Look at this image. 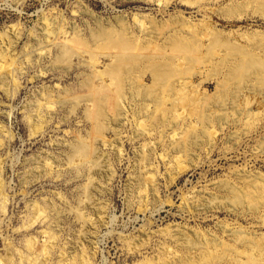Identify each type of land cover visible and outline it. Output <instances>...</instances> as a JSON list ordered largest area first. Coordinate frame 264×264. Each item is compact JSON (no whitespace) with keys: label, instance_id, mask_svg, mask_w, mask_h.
I'll use <instances>...</instances> for the list:
<instances>
[{"label":"rangeland","instance_id":"374dc122","mask_svg":"<svg viewBox=\"0 0 264 264\" xmlns=\"http://www.w3.org/2000/svg\"><path fill=\"white\" fill-rule=\"evenodd\" d=\"M152 26L163 28L145 31ZM196 29L211 40L195 67L182 57L179 73H191L178 78L191 80L183 87L200 95V109L165 115L154 101L161 91L151 96L161 85L152 72ZM214 36L219 60L207 56ZM73 42L87 54L67 50ZM257 42L264 45V0H0V264L264 263V86L254 72L232 79L244 58L230 51L245 48L264 64ZM120 45L144 54L151 45L153 60L138 62L125 96L114 98L109 74ZM97 89L111 91L99 124Z\"/></svg>","mask_w":264,"mask_h":264},{"label":"bare ground","instance_id":"6f19581e","mask_svg":"<svg viewBox=\"0 0 264 264\" xmlns=\"http://www.w3.org/2000/svg\"><path fill=\"white\" fill-rule=\"evenodd\" d=\"M150 1V0H149ZM158 1V0H157ZM165 1V0H164ZM151 2H152V0H151ZM172 2V1H171ZM161 4H162V2H160ZM166 4H168V2L166 3ZM167 6V5H166ZM168 8V7H167ZM136 18V17H135ZM138 18V17H137ZM124 19V18H123ZM122 18L120 19L121 21L123 20ZM139 19V18H138ZM146 19V18H145ZM137 20V19H136ZM125 21V20H124ZM124 21L123 22H120V23H124ZM133 21H134V19H133ZM117 22V21H116ZM119 22V21H118ZM117 22V23H118ZM137 22V21H136ZM138 22H140V20L138 21ZM150 22V21H149ZM148 22V23H149ZM151 22H152V20H151ZM126 23V22H125ZM134 23H135V21H134ZM153 23V22H152ZM151 23V24H152ZM179 23H181V22H179ZM136 24V23H135ZM140 24V23H139ZM145 24V23H144ZM46 25H48V24H46ZM123 25V24H122ZM121 25V26H122ZM125 25V24H124ZM124 25L122 26L123 28H121V29H125L124 28ZM152 25H154V23L152 24ZM170 25V24H169ZM173 25V24H172ZM176 25V24H175ZM112 26V25H111ZM139 26H141L142 28H143V24L142 25H138V28H139ZM156 26V25H155ZM164 26V25H163ZM171 26V25H170ZM178 26V25H177ZM181 26V25H180ZM46 27H48L49 28V26H46ZM113 27V26H112ZM119 27V26H118ZM146 27V26H145ZM162 27V26H161ZM161 27H159V28H156V29H160ZM165 27V26H164ZM166 27H167V25H166ZM165 27V28H166ZM179 27V26H178ZM178 27L177 28H175V29H178ZM199 27V26H198ZM200 27H202L201 25H200ZM199 27V28H200ZM203 27H205V26H203ZM149 28V27H148ZM142 29V31L143 30H145V31H147V30H152V33L154 32V33H156L157 31H156V29L154 28L153 29V26H152V28L151 29ZM163 28V27H162ZM168 28H169V30H167V31H170L171 32V30H170V28L171 27H169L168 26ZM174 28V27H173ZM173 28H171L172 29V31L173 30H175V29H173ZM188 28V27H187ZM198 28V29H199ZM207 28V27H206ZM206 28H203V29H206ZM140 29V28H139ZM191 28H189V30H190ZM203 29H202V31H203ZM102 30V29H101ZM104 30H106V29H104ZM125 30H127V29H125ZM124 30V31H125ZM138 30V29H137ZM137 30H134V31H137ZM155 30V31H154ZM185 30H187L186 28H185ZM189 30H187V32L189 31ZM208 30V29H207ZM103 31V30H102ZM101 31V32H102ZM120 31V30H119ZM128 31H129V29H128ZM128 31L126 32V33H124L125 35L128 33ZM141 31V32H142ZM144 31V32H145ZM159 31V30H158ZM161 31H162V29H161ZM159 32V33H162V32ZM165 31V30H164ZM164 31H163V35L165 34H167V33H164ZM166 31V32H167ZM175 31H177V30H175ZM194 31H196V33H197V29L196 30H193V32ZM101 32L99 33L101 36H103L102 34H101ZM109 32V31H108ZM108 32H107V34H108ZM118 32V31H117ZM149 32H151V31H149ZM149 32H147L148 34H149ZM178 32V31H177ZM180 32H181V30H180ZM185 32V31H184ZM190 33H192V30H190L189 31ZM206 32V31H205ZM210 32V30H208V33ZM105 33H106V31H105ZM110 33V32H109ZM112 33V32H111ZM110 33V37H112L111 34ZM139 33V32H138ZM146 33V32H145ZM146 33V34H147ZM151 33V34H152ZM189 33V34H190ZM200 34V35H197V34ZM197 34H195V32H194V34H192L190 37H189V35L187 34V36L189 37H185L184 38V40H178V41H175V42H173V48H174V51H173V54L175 53V55H174V57L173 58H175L174 60H173V62H171L170 63V61L169 62H166L165 60V58H163L164 59V61L166 62V63H168V64H166L165 62V64L164 65H166L165 67H162L161 65V67H158L159 66V64L157 65V67H154L155 68V73H154V71L152 72L153 74H155L156 75V78H153V80L154 79H157V80H159L158 82H161V83H159V84H161L160 85V87H159V85L158 84H156L157 85V88H156V86H153L152 87V89L153 88H155L157 91H155L154 89L152 90V91H154L153 92V94H151V96L152 95H154L155 94V92L156 93H158L159 91H161L160 92V94H158V95H160L159 97L158 96H156V95H154L155 96V99H154V101H155V103L156 104H158L161 108H162V110H160V112H162L163 111V114H169V113H172V112H176V113H178V112H184V111H186L187 109H189V110H192V112L193 111H195L194 109H197L198 110V108L200 107V103L202 102L201 101V99L199 98V100L197 99V96H200L199 94H198V92H195V93H197L198 95L196 96H193L192 95V93H194V90H192L190 93H191V96L190 95H187V92L189 91H187L186 90V88L184 89V84H186L185 83V81H189L190 79H188V78H182L181 77V79H179L178 78V74H180L179 72H180V70L179 69H181V63H180V61H183V59L186 57H188L189 59H190V62L191 63H194V67H195V63L197 64L199 61H200V56L201 55H199L200 54V51H201V48H204V46H203V44L204 43H207L206 42V40L208 39V40H211L210 38L212 37V34H211V37L210 38H208V37H206V35H201V33H200V31L198 32ZM203 33V32H202ZM113 34H115L114 32H113ZM119 34V33H118ZM130 34V33H129ZM175 34V33H174ZM179 34V33H178ZM180 34H182V32L180 33ZM106 35V34H105ZM105 35L103 36V37H105ZM120 35V34H119ZM118 35V36H119ZM122 35H123V32H122ZM142 34H140V36H141ZM144 35V34H143ZM142 35V36H143ZM154 34H152V36H153ZM162 35V34H161ZM162 35V36H163ZM173 35V34H172ZM176 35V34H175ZM174 35V36H175ZM207 35H209V34H207ZM214 35V34H213ZM97 36V35H96ZM108 36V35H107ZM106 36V37H107ZM137 36V35H136ZM147 36V35H146ZM171 36V35H170ZM169 36V38H171ZM179 36V35H178ZM177 35L175 36V37H173V38H176V37H178ZM105 37V38H106ZM115 37H116V35H115ZM115 37H114V39L113 40H115ZM122 37V36H121ZM124 37V36H123ZM122 37V38H123ZM138 37V36H137ZM148 37V36H147ZM149 37H150V35H149ZM154 37V36H153ZM158 36H156L155 37V39L157 38ZM77 38V37H76ZM102 38V37H101ZM108 38V37H107ZM122 38H120V39H122ZM127 38L129 39V37L127 36ZM131 38V37H130ZM167 38V37H166ZM178 38H180V37H178ZM182 38H183V36H182ZM217 38V36L215 37L214 36V39H216ZM77 39H79V38H77ZM77 39H74V41L76 40L77 41ZM93 40H94V37L92 38ZM95 39L97 40V38L95 37ZM100 39V38H99ZM136 39V38H135ZM140 39V38H139ZM150 40H149V42L150 41H154V39H151V37L149 38ZM158 39V38H157ZM160 39L162 40V38L160 37ZM172 39V38H171ZM181 39V38H180ZM102 40V39H101ZM100 40V41H101ZM104 40V39H103ZM106 40V39H105ZM108 40H110V39H108ZM107 40V41H108ZM118 40H119V38H118ZM123 40V39H122ZM129 40H131V39H129ZM129 40H124V41H119V42H125V41H129ZM132 40H134V39H132ZM168 39H166V42H168L167 41ZM72 41V40H71ZM79 41V40H78ZM95 41V40H94ZM116 41V40H115ZM115 41H113L114 43H115ZM134 41H136V40H134ZM133 41V42H134ZM140 41V40H139ZM145 41V43H146V40H144ZM147 41H148V38H147ZM169 41H171V40H169ZM215 41V40H214ZM105 42V41H104ZM103 42V43H104ZM111 41H109V43L108 44H110L111 45V43H110ZM131 42V41H130ZM130 42H129V45H132V44H130ZM156 42V41H155ZM165 42V41H164ZM163 42V43H164ZM172 42H170V43H172ZM71 43V42H70ZM81 43V42H80ZM106 43V42H105ZM114 43H113V45H114ZM118 43V42H117ZM144 43V42H143ZM145 43H144V45H145ZM148 43V42H147ZM169 43V42H168ZM169 43V44H170ZM210 43V42H209ZM213 43V44H212ZM212 43L211 44H209V45H211L210 47H208V53L207 54H209V55H207L208 56V59H211V58H209L210 57V55H211V57L213 58V56L214 57H216V55L217 54H219L218 53V48L222 51V47H223V44H222V42H220L219 41V39L217 38V40L215 41V42H213L212 41ZM96 44V43H95ZM97 44H98V42H97ZM116 44V43H115ZM136 44H137V42H136ZM150 44V43H149ZM152 44H154V43H152ZM166 44V43H165ZM168 44V45H169ZM225 44V43H224ZM263 44V43H262ZM262 44H260V42L258 43L257 42V46L256 47H259V48H263V50H264V45H262ZM64 45H68L69 46V44H64ZM81 45H84V43H81ZM106 45H107V43H106ZM113 45H111V46H113ZM117 45V44H116ZM122 46H124L123 44H121ZM119 46V54H117L118 53V51H117V53H116V50H118V49H116L115 51L114 50H112V51H114L115 52V54H116V56H117V58L115 59V61H117V63H116V67H113V66H115V65H113V66H111L112 68H114L113 70H112V72L109 74V77L111 76V79H112V82H115V83H112V84H114L115 86H116V91H115V93L113 94L110 90L109 91H107L108 90V88H107V90H102V92H98L99 90L97 89V91H94L93 90V101H94V107H95V113H94V115H93V117L94 118H96L99 122H98V124L99 123H101L100 121H102L103 120V117H104V115H105V113L107 112V110H109L110 108H111V105H107L106 104V100L111 96V95H113V97L114 98H120L121 96H122V89H124L125 88V91H126V86L124 85V78L125 77H127L128 75H129V73L131 72V70H134V69H132V68H135V65L138 63V62H140V61H142L143 63H144V61H148L149 62V60H151L152 58L150 57V47H151V45H150V47H149V45L147 46V48L149 47V52L146 54H144V53H134V52H136V51H131L129 48H130V46L129 47H127L126 45H125V47H127V48H125V47H122V46ZM162 45V44H161ZM167 45V44H166ZM167 45V46H168ZM228 45V44H227ZM256 45V44H255ZM133 46V47H132ZM131 47L132 48H135L136 46H135V44L134 45H132ZM135 46V47H134ZM156 46V45H155ZM155 46H153V47H155ZM166 46V47H167ZM226 46V45H225ZM224 46V47H225ZM232 46V45H231ZM252 46H254V45H252ZM80 44L78 43V42H73L72 44H71V46H70V48L69 49H67V50H69L71 53H74L75 54V52H78L79 53V51H80ZM101 47V46H100ZM103 47H105V46H103ZM109 47V46H108ZM140 47V46H139ZM142 47V46H141ZM144 47V46H143ZM162 47H164V46H162ZM169 47V46H168ZM171 47V48H172ZM207 47V46H206ZM229 47V46H228ZM255 47V46H254ZM67 48V47H66ZM85 48V47H84ZM99 48V47H98ZM114 48H115V46H114ZM131 48V49H132ZM137 48H138V46L136 47V49L135 50H137ZM144 48H146V47H144ZM143 48V49H144ZM156 48H160V46L158 47V42H157V46H156ZM156 48H155V50L154 51H156ZM172 48V49H173ZM252 48V47H251ZM258 48V49H259ZM97 49V48H96ZM104 49V48H103ZM103 49H101V52L102 53H105L106 54V52L105 51H103ZM105 49H106V47H105ZM104 49V50H105ZM113 49V48H112ZM141 48H139L137 51H139ZM152 49H154V48H152ZM151 49V51H153ZM228 49V48H227ZM252 49H254V48H252ZM251 49V50H252ZM256 49L257 48H255V50L254 51H256ZM88 50V49H87ZM86 50V52H88ZM99 50V49H98ZM109 50V52L108 53H112V52H110V49L109 48H107V51ZM133 50V49H132ZM145 50V49H144ZM143 50V51H144ZM160 50H162V48L160 49ZM260 50V49H259ZM66 51V50H65ZM69 51H67V53L69 52ZM85 51V50H84ZM91 51V50H90ZM89 51V52H90ZM95 50H93V52H94ZM143 51H141V52H143ZM146 51V50H145ZM147 51H148V49H147ZM159 51V50H158ZM166 51V50H165ZM165 51H163V52H165ZM223 51H225V50H223ZM230 51L232 52V54L234 55H232L233 57H235V56H243L242 58H244V61L242 60V62L238 65V66H235L234 64H233V67H235L233 70H231L230 72L232 73L231 75V77H232V79H238V80H236L237 82H239V80L240 81H247L249 78H250V75L252 74V72H254V73H256L259 77H260V79L259 80H261V83H262V85L264 86V64L263 63H260L259 61H257V60H253L252 58L251 59H249V57H247V56H249V55H251L252 54V51L250 52V50H247V51H245V48L244 49H237V48H235L234 49V47L232 46V47H230ZM248 51H249V53H248ZM81 53H84V52H82V51H80ZM85 52V53H86ZM99 52V51H98ZM98 52H96L95 51V53H98ZM100 52V53H101ZM203 52H205V51H203ZM66 53V54H67ZM77 53V54H78ZM84 53V54H85ZM90 53H92V52H90ZM99 53V54H100ZM107 53V54H108ZM153 53V52H152ZM160 53V55H164L163 53H161V52H159ZM166 53V52H165ZM228 53V52H227ZM84 54H82V56L84 55ZM87 54V53H86ZM92 54H94V53H92ZM149 54V55H148ZM153 54H155V53H153ZM157 54V53H156ZM155 54V55H156ZM172 54V53H171ZM205 54V53H204ZM229 54H231V53H229ZM65 55V54H64ZM70 55V54H69ZM72 55V54H71ZM79 55V54H78ZM90 55V54H89ZM109 55V54H108ZM159 55V54H158ZM95 56V55H94ZM93 56V57H94ZM97 57H100V55L98 56V55H96ZM95 56V57H96ZM105 56H107V55H105ZM109 56H111V55H109ZM109 56H108V58H109ZM164 56H166V55H164ZM172 57V55H169V57ZM225 56V55H224ZM224 56H222L221 58L223 59H221V61L222 62H220V63H222V65L223 64H227V60L229 59V57H225L224 58ZM229 56V55H228ZM72 58H73V56H71ZM74 57H75V55H74ZM78 57V56H77ZM101 57H102V55H101ZM155 57V56H154ZM160 57V56H159ZM182 57H183V59H182ZM63 58H65V57H63ZM82 58V57H81ZM91 58V57H90ZM157 57H155V59H156ZM166 58H168V57H166ZM172 58V59H173ZM187 58V59H188ZM202 58H204L203 56L201 57V59ZM219 57H218V55H217V58L216 59H218ZM239 58V57H238ZM71 58H69V59H65L66 61H69ZM78 59H79V57H78ZM92 59V58H91ZM95 59H97V58H95ZM170 59V58H169ZM168 59V60H169ZM182 59V60H181ZM215 59V58H214ZM214 59H212V60H214ZM220 59V58H219ZM218 59V60H219ZM240 59V58H239ZM257 59V58H256ZM64 60V59H63ZM94 59H92V61H93ZM114 60V59H113ZM153 60V59H152ZM156 60H158V59H156ZM160 60H162V58L160 59ZM185 60V59H184ZM205 60V59H204ZM232 60H234V58H232ZM259 60V59H258ZM65 61V62H66ZM71 61V60H70ZM189 60H187V62H188ZM201 61H203V59L201 60ZM209 61V60H208ZM261 61V60H260ZM64 62V61H63ZM178 63V65H176L177 63ZM214 62H215V60H214ZM213 62V63H214ZM96 63H99V62H96ZM115 63H113V64H115ZM153 63H155V64H157V62H153ZM160 63V62H159ZM163 63V62H162ZM176 63V64H175ZM183 64V66L185 65L184 64V61L182 62ZM185 63H186V60H185ZM190 63V64H191ZM217 63L218 62H216V64H214V65H217ZM238 63V62H237ZM100 64V63H99ZM99 64H97V65H99ZM140 64H141V62H140ZM149 64V63H148ZM151 64H152V62H151ZM161 64V63H160ZM143 65V64H142ZM145 65V64H144ZM150 65V64H149ZM200 65H203V63H200ZM228 65H230L229 63L227 64V66ZM137 66V65H136ZM146 66V65H145ZM144 66V67H145ZM148 66V65H147ZM151 66H153V65H150L149 67L150 68H152ZM155 66V65H154ZM183 66H182V69H183ZM186 66H188L187 65V63H186ZM190 66H192V65H190ZM196 66H199V65H196ZM220 66V64L218 65V67ZM226 66V65H225ZM141 67H143V66H141ZM148 67V68H149ZM185 67V66H184ZM193 67V66H192ZM203 67V66H202ZM217 67V68H218ZM223 67H224V65H223ZM228 67H231V65L230 66H228ZM232 67V68H233ZM90 68V67H89ZM136 68H138V67H136ZM147 68V69H148ZM188 68H190L191 69V67H189L188 66ZM188 68H186V70L188 69ZM216 68V69H217ZM221 68H222V66H221ZM224 68H226V67H224ZM231 68V69H232ZM146 69V70H147ZM190 69L188 70V71H190ZM195 69H197V67L195 68ZM95 70V69H94ZM185 70V69H184ZM183 70V71H184ZM198 70H199V68H198ZM202 70V69H201ZM220 69H218V71H219ZM139 71L140 70H138L137 71V73H139ZM144 70H141V73H144V72H146V71H144ZM148 71V70H147ZM183 71L181 72V74H183V76H184V73H183ZM193 71H194V69H193ZM96 72H98V71H96ZM186 74H185V76L186 77H188L189 75H190V73L191 72H189V73H187L186 71H184ZM196 72V75H198V73H201L200 72V70L197 72V71H195ZM98 73H100V72H98ZM136 73V74H137ZM148 73H149V71H148ZM151 73V72H150ZM101 75H102V73H100ZM132 74V73H131ZM133 74H135V73H133ZM135 74V76H137ZM180 74V75H181ZM189 74V75H188ZM195 73H193V75H194ZM8 75V74H7ZM106 75V74H105ZM104 75V76H105ZM144 75V74H143ZM256 75V76H257ZM103 76V77H104ZM107 76V75H106ZM133 76V75H132ZM154 76V75H153ZM252 76V75H251ZM254 76H255V74H254ZM257 76V77H258ZM94 77H98V76H94ZM134 77V76H133ZM141 77V76H140ZM147 77V76H146ZM145 77V78H146ZM258 77V78H259ZM108 78V77H107ZM107 78H106V80H107ZM129 78H130V76H129ZM137 78V77H136ZM148 78H149V76H148ZM190 78H194V77H190ZM253 78V77H252ZM95 79V78H94ZM98 79H99V77H98ZM100 79H102V78H100ZM141 79V78H140ZM143 79H144V76H143ZM131 80V79H130ZM134 79L132 78V81H133ZM156 80V81H157ZM181 80V81H180ZM182 80H185V81H183L184 82V84H183V82H182ZM95 81H97V79H95ZM102 81V80H101ZM111 81V80H110ZM136 81H141V82H139V84L141 85V83L142 82H144V81H142V79L141 80H136ZM191 81V80H190ZM230 81H231V79H230ZM102 82H104V81H102ZM128 82H129V79H128ZM127 82V83H128ZM180 82H182V83H180ZM233 82H235L234 80H233ZM250 82H251V80H250ZM105 83V82H104ZM126 83V82H125ZM190 83V82H189ZM111 84V85H112ZM143 84V83H142ZM154 84V81H153V83H152V85ZM176 84H178V86L177 87H179L180 88V90H178V91H176V89H175V87H176ZM190 84H192V83H190ZM235 84V83H234ZM243 84V83H242ZM242 84H240V85H242ZM111 85H109L110 86V88L109 89H111ZM123 85L125 86V87H123ZM132 85V84H131ZM187 86H188V84H186ZM203 85V84H202ZM239 85V86H240ZM105 86H108V85H105ZM134 86V85H133ZM146 85H144V87H145ZM148 86V85H147ZM150 86V85H149ZM149 86H148V89H149ZM184 86V87H183ZM195 86V85H194ZM104 87V86H103ZM132 87V86H131ZM176 87V88H177ZM192 87V86H191ZM197 87H199V85L197 86ZM196 87V89L197 90H199V89H202V88H197ZM202 87V86H201ZM242 87V86H241ZM91 88H92V85H91ZM105 88V87H104ZM112 88H114V86H112ZM133 88V87H132ZM134 88H135V86H134ZM133 88V89H134ZM140 88L142 89L143 87L142 86H140ZM158 88H159V90H158ZM151 89V88H150ZM187 89H189V86H188V88ZM193 89H194V87H193ZM90 90V89H89ZM96 90V89H95ZM130 90V89H129ZM136 90V89H135ZM137 90H140L139 89V87L137 88ZM146 90V89H145ZM185 90H186V93H185ZM196 90V91H197ZM90 92H92V91H90ZM112 94H111V93ZM124 92V91H123ZM128 92V91H127ZM132 92V91H131ZM135 92V91H134ZM137 92V91H136ZM140 93H141V91H139ZM142 92H143V90H142ZM236 92H238V91H236ZM109 93H110V96H109ZM126 93V92H125ZM133 93V92H132ZM145 93V94H144ZM147 93H148V91H147ZM147 93L144 91L143 92V97H145V98H149V93H148V95H147ZM171 93V94H170ZM200 93V92H199ZM235 93V92H234ZM233 93V94H234ZM238 93H240V92H238ZM139 94V93H138ZM142 94V93H141ZM130 95H131V93H130ZM133 95V94H132ZM131 95V96H132ZM171 95V96H170ZM177 96V99H172L171 100V102H168L169 104L171 103V106H167L166 104H165V102H166V98L168 97V96H170L171 98L173 97V96ZM227 95V94H226ZM125 95H123L121 98H123ZM136 96V95H135ZM140 97H141V95H140ZM170 97L169 98H167V101H168V99L170 100ZM150 98H152V97H150ZM174 98V97H173ZM203 99V98H202ZM236 99H238L237 97H236ZM235 99V100H236ZM149 100V99H148ZM148 100H147V102H148ZM152 100H153V98H152ZM204 100V99H203ZM213 102L215 101L214 99H211ZM199 101H200V103H199ZM208 101H210V100H208ZM219 101H221V100H219ZM204 102V101H203ZM221 102H223V101H221ZM237 102V101H236ZM150 103H152V101L150 102ZM206 103H208L207 102V99H206ZM211 103V102H210ZM214 103H216V104H218V102L216 101V102H214ZM205 104V103H204ZM213 104V103H212ZM216 104L214 105V106H216ZM220 104V103H219ZM218 104V105H219ZM203 105V104H202ZM206 106H207V104H205ZM205 105H203L204 106V109H205ZM223 105H225V103L223 102L222 104H220V106H223ZM208 106H210V104H208ZM211 107H212V105H211ZM217 108H218V106H217ZM224 108V107H223ZM200 109V108H199ZM201 109H202V106H201ZM207 110V109H206ZM213 109H211V111H212ZM215 110H217V109H215ZM185 113V112H184ZM207 120V118L206 117H204L203 118V120L204 121H206ZM102 124H100V130L102 129V126H101ZM87 153V152H86ZM263 195V194H262ZM248 264H264L263 263V261L261 260V259H257V258H253V259H251L250 261H249V263Z\"/></svg>","mask_w":264,"mask_h":264}]
</instances>
